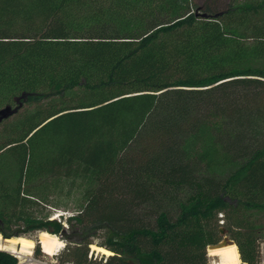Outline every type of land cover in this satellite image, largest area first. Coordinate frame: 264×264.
I'll list each match as a JSON object with an SVG mask.
<instances>
[{
    "label": "trees",
    "instance_id": "obj_1",
    "mask_svg": "<svg viewBox=\"0 0 264 264\" xmlns=\"http://www.w3.org/2000/svg\"><path fill=\"white\" fill-rule=\"evenodd\" d=\"M69 93L77 103L57 106ZM23 94L0 123L5 237L64 234L35 213L32 182L80 178L85 202L65 222L108 229L100 245L115 254L98 264H208L220 213L229 230L247 228L241 254L256 264L264 141L244 138L264 122V0H0V108ZM155 188L186 194L136 218V199ZM92 243L60 264H93ZM0 264L19 260L0 249Z\"/></svg>",
    "mask_w": 264,
    "mask_h": 264
},
{
    "label": "rangeland",
    "instance_id": "obj_2",
    "mask_svg": "<svg viewBox=\"0 0 264 264\" xmlns=\"http://www.w3.org/2000/svg\"><path fill=\"white\" fill-rule=\"evenodd\" d=\"M194 2L198 3H204L205 1L209 2L210 0H193ZM224 1V0H220ZM225 1H232V0H225ZM242 1V0H238ZM243 87H239V91L242 92ZM242 90V91H241ZM54 102L57 104V106L61 107L63 105H71L74 103H77L75 99H77V96L75 93H69V96L65 98V101H62L61 98L55 97ZM13 102V101H11ZM48 101L44 102L43 105H46ZM7 104L6 102H3L1 106H4ZM15 103H13V106ZM34 104H26L24 107V111L27 113L29 110L34 109ZM22 110V111H23ZM12 118V117H11ZM263 124H257L255 126L253 125H247L246 134H245V142L246 143H252V142H262L264 141V122ZM9 127V126H7ZM3 125H0V144L6 140L7 135H5L6 128ZM256 129V131H253V129ZM244 130V129H243ZM257 142V143H258ZM256 143V144H257ZM244 144V143H243ZM34 185V190L41 196H39V199L37 200V203L34 204L32 207L35 209V213L41 217H49L50 219H56L58 222H62L65 227L64 234H57L59 238H61L64 241V246L62 249L57 251L55 254H48L43 251L42 247L40 246V253H37L36 246H37V237L39 230H25L23 226H20L19 224H15L13 226V230H25L26 231V237L32 238L36 245L31 250V253L28 256H25L24 258L19 257L15 253H12L17 259L19 260V264L23 263H39L40 261L43 262H50V263H56L60 264L63 260L67 259L69 250L68 247H75L78 245L81 241L91 240L93 241L92 244H96L101 246L100 244L106 243L109 241L111 237V233L108 231V229L101 225H92L89 224L88 221L84 224L78 223L75 220L73 223H67L65 222L66 218L76 214L81 207L83 206V203L85 202L84 198V190L86 189V182L80 178L78 179H60L58 176H52L48 180H40L36 182H32V186ZM163 191V190H161ZM164 191L165 193L159 194V190L151 189L149 193H145L144 195H141L136 199L134 209V215L136 218L143 219V220H149L155 217L158 210H160L161 206H169L173 210L176 209L175 202L183 197V194H186V190H177L171 192ZM168 192V194H166ZM161 207V208H159ZM249 212H246L245 215L239 212L236 216L238 218H243L244 220L249 218ZM220 220L219 222L224 225L221 226V228L224 229V233L221 232L218 234V242L227 239L230 244H236L238 246L241 260L243 261L242 254H241V247L244 249L245 252L249 251V244L248 240L245 239V237L248 234V230L246 227H241L239 225H233L232 230H229L227 226H225L226 222L225 216L221 213L219 214ZM254 219V216L251 217ZM257 224L261 223L262 227L257 228L255 235V245L258 249V260L255 261L256 264H264V217H262L261 220L256 221ZM50 232V231H49ZM1 233V232H0ZM56 234V233H55ZM64 235V237H62ZM1 236H4L1 233ZM23 236V235H20ZM17 237V236H13ZM252 237H254L252 235ZM2 239H4L2 237ZM6 240V239H4ZM217 242V243H218ZM92 244H90V253L89 258H92L94 261L93 264H98V262H105L106 259L114 255L115 252L107 255L102 252L94 251L92 248ZM104 247V246H103ZM209 246L207 248V261L208 264H216L217 257L212 256L209 254ZM8 251V250H7ZM10 252V251H9ZM244 262V261H243ZM68 264H71L70 262H67ZM248 264L247 262H245Z\"/></svg>",
    "mask_w": 264,
    "mask_h": 264
},
{
    "label": "bare ground",
    "instance_id": "obj_3",
    "mask_svg": "<svg viewBox=\"0 0 264 264\" xmlns=\"http://www.w3.org/2000/svg\"><path fill=\"white\" fill-rule=\"evenodd\" d=\"M37 238L43 251L48 254H55L64 246V241L57 234L46 230L39 232ZM35 245L36 242L32 238L24 235L4 240L0 233V249L8 250L21 258L28 256ZM92 248L94 251L107 255L113 253L112 250L96 244H92ZM209 249V254L218 258L216 264H246L241 260L240 252L236 244L229 243L220 247H209Z\"/></svg>",
    "mask_w": 264,
    "mask_h": 264
},
{
    "label": "water",
    "instance_id": "obj_4",
    "mask_svg": "<svg viewBox=\"0 0 264 264\" xmlns=\"http://www.w3.org/2000/svg\"><path fill=\"white\" fill-rule=\"evenodd\" d=\"M24 95L25 94L16 97V104L14 106H13V104H7L4 107L0 108V123L3 120L9 118L10 116L14 115L15 113H17L19 111V109L23 105V101H21V98ZM220 232L223 234L224 233V229L220 228ZM2 237L4 239L11 238V237H5V236H2ZM227 244H229L228 240L227 239H223V240L219 241L218 243L209 245V247H220V246H224V245H227Z\"/></svg>",
    "mask_w": 264,
    "mask_h": 264
},
{
    "label": "built area",
    "instance_id": "obj_5",
    "mask_svg": "<svg viewBox=\"0 0 264 264\" xmlns=\"http://www.w3.org/2000/svg\"><path fill=\"white\" fill-rule=\"evenodd\" d=\"M39 263H46V262L40 261Z\"/></svg>",
    "mask_w": 264,
    "mask_h": 264
}]
</instances>
